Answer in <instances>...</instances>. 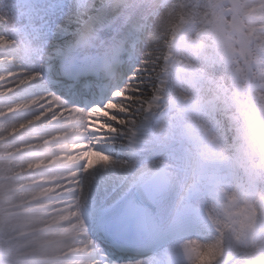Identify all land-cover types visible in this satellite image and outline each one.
<instances>
[{
    "label": "snow or ice",
    "instance_id": "obj_1",
    "mask_svg": "<svg viewBox=\"0 0 264 264\" xmlns=\"http://www.w3.org/2000/svg\"><path fill=\"white\" fill-rule=\"evenodd\" d=\"M98 166L150 256L89 235ZM0 264H264V0L0 10Z\"/></svg>",
    "mask_w": 264,
    "mask_h": 264
},
{
    "label": "bare ground",
    "instance_id": "obj_2",
    "mask_svg": "<svg viewBox=\"0 0 264 264\" xmlns=\"http://www.w3.org/2000/svg\"><path fill=\"white\" fill-rule=\"evenodd\" d=\"M3 1L4 0H0V10H3L1 6ZM19 7L20 9L24 10L23 7L21 6ZM16 11L20 12V10L15 8V12ZM17 13L15 14L16 16H17ZM73 31H74V28H69L67 33L61 34V41L70 40L71 33ZM115 144H118L117 146H115V149H116L115 153L119 155H124V149L121 148L120 144L118 142ZM109 145L113 147V145L111 144ZM90 172L94 174L96 179L94 182V186L91 189L90 194H89L88 205L89 204L101 205L103 203H108L112 201V199L115 198V196H117L119 192H118V187L116 191L113 190V184L115 183V178L113 177L111 171L105 170L98 166L97 168L91 169Z\"/></svg>",
    "mask_w": 264,
    "mask_h": 264
},
{
    "label": "rangeland",
    "instance_id": "obj_3",
    "mask_svg": "<svg viewBox=\"0 0 264 264\" xmlns=\"http://www.w3.org/2000/svg\"><path fill=\"white\" fill-rule=\"evenodd\" d=\"M10 3H12V5L14 6V1L11 2V0H4L3 3L1 4V6H2V9H3V10H6L7 13H8V15H9L11 18H13V14H14L15 12L12 11V10H9V9H7V8H5V5H7V7H9V6H10Z\"/></svg>",
    "mask_w": 264,
    "mask_h": 264
}]
</instances>
